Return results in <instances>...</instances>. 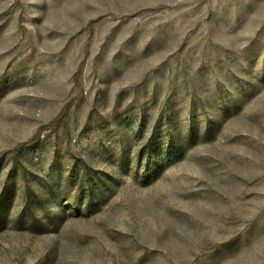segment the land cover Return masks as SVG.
<instances>
[{
	"label": "rangeland",
	"instance_id": "rangeland-1",
	"mask_svg": "<svg viewBox=\"0 0 264 264\" xmlns=\"http://www.w3.org/2000/svg\"><path fill=\"white\" fill-rule=\"evenodd\" d=\"M0 264H264V0H0Z\"/></svg>",
	"mask_w": 264,
	"mask_h": 264
}]
</instances>
